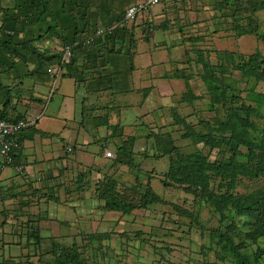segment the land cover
I'll use <instances>...</instances> for the list:
<instances>
[{
    "label": "crops",
    "instance_id": "0c3cea01",
    "mask_svg": "<svg viewBox=\"0 0 264 264\" xmlns=\"http://www.w3.org/2000/svg\"><path fill=\"white\" fill-rule=\"evenodd\" d=\"M15 1L0 0V7L14 6ZM185 1L165 3L158 13L151 10L140 14L129 27L132 37L128 34L117 38L103 37L95 45H82L74 64L57 76L42 70L38 72L34 60L5 64L0 59V114L8 119L23 116L36 119L30 129L20 134L22 144L15 158V163L26 166L28 173L17 172L14 167L0 168V264H15L14 261L36 264L37 261L25 258L33 256L40 260L41 252L52 249L49 230L42 221L40 229L45 239L40 249L35 248L33 240L28 241L30 236L26 234V228L14 226L21 221L15 215L22 201L30 199L24 209L30 211L32 218L42 216L46 219L47 214L34 205H40L38 201L44 204L47 198L49 200L45 202L56 212L61 205L72 204L74 210L75 202L84 203L95 198L103 201L97 196L99 189L95 186L93 190L91 185L99 183L98 187H102L105 183L101 180L108 177L109 172L119 178L127 174L128 170L114 163L125 142L133 146L137 162L145 160L144 153L147 150L149 153L157 137V117L154 115L157 113L154 112L157 107L161 111L162 107L156 102L165 96L159 88L169 85V81L182 80L176 76V69L185 67L182 61L188 44V24L198 19L196 15L191 17L193 12L189 11ZM96 2L86 18L92 25L110 23L118 17L119 6L112 3L104 8V3ZM133 2L126 0L124 5L127 8ZM38 28L35 24L26 30L38 33ZM61 31L63 35L72 32L71 29L58 32ZM64 39L53 36L36 43L52 51L62 50ZM113 44H116L115 52ZM58 76L69 78L73 87L67 84L65 87L71 89L70 92L58 93L55 102L53 91L55 85H59ZM166 90L172 92L166 93V97H171L174 90ZM53 103L54 108L50 110ZM150 113L154 119L146 123L142 117L146 116L148 120ZM70 146L72 150L68 149ZM106 151H111L113 156L108 157ZM139 156L144 160L138 159ZM98 175L103 178L95 180ZM86 179L90 187L82 185ZM122 181L126 182L125 179ZM32 198L38 201L33 203ZM93 202L97 204V201ZM93 208L92 213L97 214L98 208L103 210L102 202ZM53 219L58 231L78 226L76 217L61 218L58 213ZM9 236H13L12 241L8 240ZM53 238L61 240L54 235ZM77 238L76 234L62 233V239ZM43 258L47 260L48 255Z\"/></svg>",
    "mask_w": 264,
    "mask_h": 264
},
{
    "label": "trees",
    "instance_id": "16d2710c",
    "mask_svg": "<svg viewBox=\"0 0 264 264\" xmlns=\"http://www.w3.org/2000/svg\"><path fill=\"white\" fill-rule=\"evenodd\" d=\"M96 1L16 0L14 6L0 7V59H3L5 64L6 62L15 63L21 60H34L37 62L38 72L42 70L43 73L50 74L48 68L54 64H62L63 49L72 46L73 56L69 64L63 65V73L64 69L74 64L77 51L82 49V45L87 43L95 45L103 37L117 38L127 34L130 37L133 36L129 27L137 18L131 24H124L128 8L125 7V3L121 7L119 5L118 17L110 23L94 26L87 21L89 10L97 5ZM100 1L103 3L105 0ZM221 1L227 3L229 0ZM250 3L255 10H264V0H256ZM35 24L39 27L38 33L31 31V29V32L26 30L28 26ZM144 24L149 28L151 27L146 21ZM64 29H71L72 32L65 35L62 31L58 32ZM100 29H103V31L98 34L97 32ZM254 33L264 44V33H259L257 29L254 30ZM51 36L65 38L62 50L52 51L36 43L52 38ZM91 38H93L91 42L90 40L86 42ZM200 39L202 40L201 36L186 38L188 44L185 47V58L188 57V59L186 61L183 59L184 64L192 60V52L189 49L190 44L194 45L195 41ZM115 46L116 44L112 45L114 52L116 50ZM223 59L227 64L223 62L218 64L219 72H216L217 68L215 69L211 63L203 60L205 70L211 75V77L205 75L203 78L205 84H207L211 100L210 106L217 112L214 118L217 128L208 122L206 123L207 128L209 127L208 133L196 132L193 129H188V127V131L182 136L192 138L195 143H203L209 149L225 147L231 150V156L210 161L200 149L191 153H182L176 139L170 134L169 139L164 140L163 143L162 141H160L161 143L157 142V137H155V143L152 146H154L156 152L151 154V157L157 158L158 156L161 160H168L167 157L170 158L169 167L164 173L165 179L162 181L164 186H178L182 187L187 193L200 194L202 199L209 201L215 210L222 215L220 227L216 229L215 235L212 234V238L226 252V256L222 257L223 260L226 261L231 255L234 261L233 264H264V184L246 193L235 192L240 177H247L252 180L264 178V125H259L256 119V117L263 114L264 92L257 91L255 87L258 83L264 82V53L261 50L244 55L225 52L223 53ZM234 71L239 74H235ZM186 72L185 65L181 69H176V76L181 79L186 75ZM217 73L220 74L217 75ZM234 74L238 75L239 78L235 80ZM239 82H245L246 87L244 89L241 86L238 87ZM243 91H246L245 97L239 95ZM185 95L175 107L183 106L184 102L192 98L188 92ZM236 103H239L240 107H235ZM218 106H225V113H222ZM178 109H175V113H177L176 118L179 123L184 117L180 120V109ZM0 117L13 122L27 119L25 116L8 119L2 114H0ZM30 128H25L21 133ZM150 137L151 135L147 138ZM21 144L20 139L19 149ZM157 145L163 146L160 147L158 155ZM251 153H256L255 157L252 158ZM147 156L146 151L144 159L148 158ZM143 162H137L136 153L130 142H125L120 147V153L114 163L117 166H129V173L134 174L135 180L132 184L126 183L115 173L112 174L102 187H98L97 196L105 202L103 208L107 211H118L120 215H124L135 209L150 207L160 200L152 187L153 180L157 179V171L155 169L145 170ZM16 166L17 164L13 163L8 167L15 168ZM141 176L147 178V181L144 182V178ZM215 182L219 185L218 191L214 189V184L212 186V183ZM125 185L131 186L129 187L130 193H125L123 189ZM133 193L140 196L139 202L132 201ZM28 200L30 201V199ZM28 200L25 199L22 201L23 203H20L21 206H19L15 217L21 221L15 223L14 226L18 225L19 229L26 228V234L30 236L28 241L33 240L35 248L40 249L42 241L45 239L42 237L40 229L41 218L44 217L32 218L30 211H25L24 207L29 205ZM237 213L252 216L251 227L248 231H242L243 237L239 236L238 241L235 236L237 231L241 229H239V225L233 218ZM226 219L228 222H226ZM137 234L140 236L139 231ZM88 237L89 242L84 243L83 246L75 245L76 247L72 248H66L65 245L61 244V241L50 238L52 252L50 250L41 252V259L35 263L97 264L95 262L100 259H98L97 250L99 251L101 248L98 245L103 244V237L94 233ZM73 240L76 241V239ZM249 241L256 247L250 248ZM65 242H68V240ZM97 242L99 244H95ZM94 244L97 246H94ZM90 246L93 248V255H95V257L92 256V262L89 261V257L81 253L87 252L86 249ZM45 254L48 255L47 260L43 258ZM46 261L48 262L46 263ZM14 263L18 264L15 261ZM201 264L210 263L202 262Z\"/></svg>",
    "mask_w": 264,
    "mask_h": 264
},
{
    "label": "rangeland",
    "instance_id": "374dc122",
    "mask_svg": "<svg viewBox=\"0 0 264 264\" xmlns=\"http://www.w3.org/2000/svg\"><path fill=\"white\" fill-rule=\"evenodd\" d=\"M109 1L113 2L109 3ZM125 1L106 0L103 2L105 4L103 7L105 8L107 5L111 6L112 3L113 6L120 5L121 7ZM132 1L136 3L141 0ZM252 1L256 0H229L227 3L221 0L185 1V5L188 4L189 6V11L193 12L191 17L195 15L198 17L197 20L194 19L195 21L189 22L187 28L189 30L188 36H201L202 40L195 41L194 45L190 44L189 49L192 52V60L185 64L187 70L184 76L185 79L182 77V80L169 81V85L161 89L159 88L160 92L165 96L160 97V100L156 102V105H161L162 110L159 111L157 107L154 112L157 113L154 114L157 117V142L161 143L160 141H162L163 143L164 140L169 139L171 134L176 139L182 153H191L200 149L207 155L210 161L221 160L231 156V150L225 147L209 149L203 143H195L192 138H184L182 135L188 129L208 133L209 127L207 128L206 126L208 122L217 128V123L214 120L217 112L210 106L211 100L207 84H205L203 78L205 75L211 77L210 73L205 70L204 61L211 63L215 69L217 68L216 72H219L218 64H221V62L227 64L225 59H223V53L225 52H235L244 55L261 50L264 53V44L254 33L256 29L259 33H264V10H255L250 3ZM182 5L183 3H181L180 7ZM163 6V3L155 5L151 7V10L158 13ZM201 22H204V24L201 25ZM183 59L186 61L188 57ZM234 73L239 74L235 71ZM219 74L217 73V75ZM235 74L233 76H235L236 80L239 77ZM57 79L59 85H55L53 91L55 102L60 94L70 92L71 89L69 90V88L65 87L67 84L71 85V88L73 87V82L69 78L58 76ZM52 82L53 88L54 82ZM61 83H63L62 87ZM240 86L244 89L246 87L245 82H239L238 87ZM255 87L257 91L264 92V82L258 83ZM166 89L174 90L171 97H166V93L172 94V92ZM187 92L188 94L190 93L192 98L184 102L183 106L175 107L186 96ZM239 95L245 97L246 91L241 92ZM235 107H240V104L236 103ZM52 108H54V103L50 106V110ZM176 108L180 109H178L180 111V120L184 117L179 122L180 124L183 122L181 125L177 122ZM218 108L222 113H225V106H218ZM47 109L48 106L46 111ZM79 112H81V109ZM147 116L148 120L146 116L142 117L146 123L154 119L152 113ZM256 119L259 125H264V109L262 116H258ZM153 142L154 140H152ZM160 147L163 146L157 145V155L159 154ZM149 149V153L151 154L156 152L154 146H150ZM149 153L147 150L148 158H145V160L142 159V156H139L140 158L138 159L144 160V169H155L157 171V179H154L152 183L155 193L160 197L157 203L147 208L135 209L131 213L120 215L117 212L106 213L104 208L103 210L98 208L96 210L97 214L95 212L92 213L94 206L99 207L101 202L102 205H105L104 200H98L97 198L88 199L84 203L75 202L74 210L72 209V204L67 206L61 205L58 212L45 202L49 200L48 198L47 200L45 199L44 204L32 198L33 203L36 201L40 203V205L35 204L34 206L39 208L41 213L47 214L48 218H41V220L43 222L42 225L49 230V238H53L54 235L62 239V233L76 234L78 237L76 241L73 239L60 240L61 244L65 245L66 248H72L75 245L83 246L84 243L89 242L88 236L90 234L102 235L103 244H99L100 241L95 243L101 247L99 251L97 250L98 259L100 258L95 262L97 264H201L202 262L233 264L234 261L231 255L226 261L223 260L222 257L226 256V252L212 238V234L215 235L216 229L220 227L222 215L215 210L209 201L202 199L200 194L187 193L182 187L178 186H164L162 181L165 179L164 173L169 167L170 158L167 157L166 159L168 160H161L158 156L157 158L151 157ZM255 154L251 153L252 158L255 157ZM123 169L128 170V172L120 179H125L126 183L132 184L135 180L134 174L132 172L129 173V166L124 165ZM111 174L109 172V176L105 178L101 176L102 174L98 175L95 180L103 178L101 181L105 183ZM121 174H124V172L122 171ZM141 177L144 178V182L147 181V178ZM213 184L214 189L218 191V183H212V186ZM263 184L264 178L252 180L247 177H240L235 192L246 193L263 186ZM82 185L90 187L87 179ZM98 185L99 183H96L91 186H94L93 190H95V186L98 188ZM129 187L131 186L125 185L123 187L125 193H130ZM223 189L225 188L223 187ZM89 190L91 191V189ZM87 195L90 196L91 194L87 193ZM92 200L97 201V204ZM132 201L139 202L140 196L135 193ZM103 212L105 213L103 214ZM58 213L61 218L71 219L76 217L78 226L58 231L57 224L53 219V217H57ZM233 218L237 225H239V229H241L237 231L235 236L238 241L239 236L243 237L242 231H248L251 227L252 216L237 213ZM226 222H228L227 219ZM138 231L140 232V236L137 234ZM8 240L12 241L13 236H9ZM67 240L68 242H65ZM248 243L250 248L256 247L250 241ZM95 244L94 246H97ZM86 251L81 253L89 257V261L92 262V256L95 257L93 255V248L90 246ZM24 252L27 253V250H24ZM32 257H26L25 259H32L33 262L38 260V257Z\"/></svg>",
    "mask_w": 264,
    "mask_h": 264
},
{
    "label": "built area",
    "instance_id": "2783aa9c",
    "mask_svg": "<svg viewBox=\"0 0 264 264\" xmlns=\"http://www.w3.org/2000/svg\"><path fill=\"white\" fill-rule=\"evenodd\" d=\"M174 0H141L131 4L126 11L124 24H131L140 14L148 13L151 7L158 4L169 3ZM183 1V0H176ZM103 29H100L97 33H101ZM90 42L93 38L88 39L86 42ZM73 56V47L67 46L63 49L62 64H54L48 68V72L51 75H60L63 70V65H67L71 62ZM36 123V119H20L16 122L6 120L0 117V168L8 167L15 163L16 153L20 146L19 134L27 127H31ZM72 150V147H68ZM108 157H112L111 151H106ZM17 172L28 173L27 167L24 165H17Z\"/></svg>",
    "mask_w": 264,
    "mask_h": 264
}]
</instances>
